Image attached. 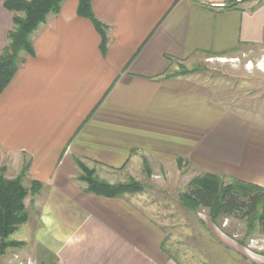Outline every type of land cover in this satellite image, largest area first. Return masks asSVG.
I'll list each match as a JSON object with an SVG mask.
<instances>
[{
    "label": "crops",
    "instance_id": "crops-1",
    "mask_svg": "<svg viewBox=\"0 0 264 264\" xmlns=\"http://www.w3.org/2000/svg\"><path fill=\"white\" fill-rule=\"evenodd\" d=\"M3 3L0 52L13 27ZM77 3L46 16L31 34L33 56L0 93V174L41 184L25 200L38 211L29 242L47 245L55 264H180L144 192L85 193L78 164L116 178L143 161L182 159L198 173L264 188V124L171 74L198 56L264 52V0H90L106 26L104 53ZM203 238L205 264H264Z\"/></svg>",
    "mask_w": 264,
    "mask_h": 264
},
{
    "label": "rangeland",
    "instance_id": "rangeland-1",
    "mask_svg": "<svg viewBox=\"0 0 264 264\" xmlns=\"http://www.w3.org/2000/svg\"><path fill=\"white\" fill-rule=\"evenodd\" d=\"M20 56L23 63L25 57H30L25 53ZM260 62L264 63V52L253 51L235 57L198 56L189 61L175 62L171 74L206 84L213 91L215 102L231 114L264 124V66H259ZM83 165L93 171L94 178L110 185L130 180L142 185V197L147 198L151 208L156 209L154 216L159 218L157 223L163 225L166 234L164 248L180 264H205L209 261L207 254L199 247L198 242L203 241L200 237H204L205 241L211 238L218 245L228 246L245 259L264 263V229L255 218L244 220L228 217L214 222L209 218L207 209L189 212L182 206L181 194L187 190L193 178L204 174L192 170L182 159L176 164L165 165L143 161L142 168L132 176L120 174L116 178H109L103 172ZM81 175L80 170L77 180L85 191L86 184L79 180ZM219 177L223 183L229 182V178ZM124 195L128 194L121 196ZM27 201L28 223L19 226L10 236L14 241L22 238V244L6 249L0 255V264H55V257L46 249L47 245L29 242L34 223L38 220V211L31 209L32 205Z\"/></svg>",
    "mask_w": 264,
    "mask_h": 264
},
{
    "label": "trees",
    "instance_id": "trees-1",
    "mask_svg": "<svg viewBox=\"0 0 264 264\" xmlns=\"http://www.w3.org/2000/svg\"><path fill=\"white\" fill-rule=\"evenodd\" d=\"M64 0H4V7L12 15L13 27L7 34L5 47L0 52V93L8 85L13 75L23 63L21 53L33 55L29 41L31 33L45 21L49 13L57 14ZM77 16L89 20L97 30L104 53L107 45L105 26L93 15L90 0H78ZM82 175L79 180L86 184L85 193L117 198L123 194H137L142 185L130 180L126 183L110 185L93 177V171L79 163ZM22 176L7 179L0 174V255L6 249L19 247L22 243L10 239L19 226L27 222L28 212L25 200L35 196L41 184H22ZM182 206L189 212L199 208L209 211L212 221L236 217L255 218L264 229V188L236 179L223 183L217 175L201 174L193 178L187 190L180 196Z\"/></svg>",
    "mask_w": 264,
    "mask_h": 264
},
{
    "label": "built area",
    "instance_id": "built-area-1",
    "mask_svg": "<svg viewBox=\"0 0 264 264\" xmlns=\"http://www.w3.org/2000/svg\"><path fill=\"white\" fill-rule=\"evenodd\" d=\"M221 60H223V59H221ZM224 60H225V59H224ZM249 64H250V62H249ZM260 65H261V66H264V63L262 64V63L260 62L259 66H260Z\"/></svg>",
    "mask_w": 264,
    "mask_h": 264
}]
</instances>
